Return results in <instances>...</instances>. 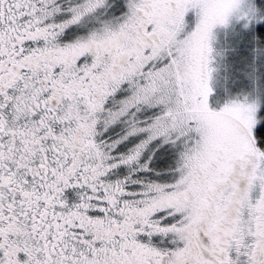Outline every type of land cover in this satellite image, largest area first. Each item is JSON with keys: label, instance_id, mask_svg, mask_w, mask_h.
<instances>
[{"label": "snow or ice", "instance_id": "6c2138e0", "mask_svg": "<svg viewBox=\"0 0 264 264\" xmlns=\"http://www.w3.org/2000/svg\"><path fill=\"white\" fill-rule=\"evenodd\" d=\"M0 264H264V0H0Z\"/></svg>", "mask_w": 264, "mask_h": 264}]
</instances>
